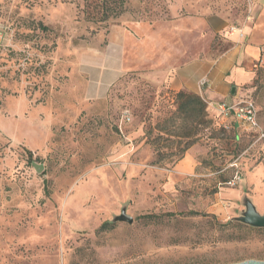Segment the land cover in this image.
Returning a JSON list of instances; mask_svg holds the SVG:
<instances>
[{
    "label": "rangeland",
    "instance_id": "374dc122",
    "mask_svg": "<svg viewBox=\"0 0 264 264\" xmlns=\"http://www.w3.org/2000/svg\"><path fill=\"white\" fill-rule=\"evenodd\" d=\"M100 1L0 0V264L264 260V228L233 219L245 196L264 212V50L235 98L254 128L218 115L201 64L239 44L253 0H111L104 21ZM187 67L199 92L173 82ZM180 90L210 122L178 158Z\"/></svg>",
    "mask_w": 264,
    "mask_h": 264
},
{
    "label": "crops",
    "instance_id": "0c3cea01",
    "mask_svg": "<svg viewBox=\"0 0 264 264\" xmlns=\"http://www.w3.org/2000/svg\"><path fill=\"white\" fill-rule=\"evenodd\" d=\"M252 9L253 21L243 24V33L241 37L239 36V44L234 43V46L221 54L217 59L201 63L205 65L203 75L208 80V86L204 89V94H206L207 98L217 103L235 102V98L239 92V84L250 81L252 77L247 66L255 58L259 57L261 51L264 50V0H253ZM211 25L218 30L224 29L227 24L221 19H213ZM236 36L237 33L231 35L230 38H238ZM193 64L195 65L196 63L193 62L189 65ZM185 66L188 65L186 64ZM189 69L190 67H187L183 71H180L173 82L174 84L175 82H180L187 89L199 92L197 87H193L188 83V75H184ZM189 164L190 155L187 154L178 162V170L181 172L189 169Z\"/></svg>",
    "mask_w": 264,
    "mask_h": 264
},
{
    "label": "trees",
    "instance_id": "16d2710c",
    "mask_svg": "<svg viewBox=\"0 0 264 264\" xmlns=\"http://www.w3.org/2000/svg\"><path fill=\"white\" fill-rule=\"evenodd\" d=\"M101 5V15L98 19L100 20H108L109 17L116 16L119 14L118 11H113V8L111 6V0H102L100 1ZM176 109L175 112L178 113V115L181 117V122L183 123H189L190 127L188 128V132L184 133V136L189 138V141L185 145V147L182 148L180 151L179 157L180 158L183 154V152L191 145L193 144L198 136L197 133L199 132L201 126H204L210 122V119L207 118L206 113V103L203 100V98L194 92H189L185 90H180L176 93ZM30 154V151H28ZM155 215L153 214H146L142 215V218H152ZM235 225L242 227L244 229H253L252 226H249L247 224H244L240 221L234 220ZM109 225L108 222H104L101 224L100 228H106Z\"/></svg>",
    "mask_w": 264,
    "mask_h": 264
},
{
    "label": "water",
    "instance_id": "95a60500",
    "mask_svg": "<svg viewBox=\"0 0 264 264\" xmlns=\"http://www.w3.org/2000/svg\"><path fill=\"white\" fill-rule=\"evenodd\" d=\"M32 165L37 171H40L43 168L41 164H37L35 162H33ZM246 198L247 196L243 197L242 200L244 209L238 216L233 217V219L252 227L264 228V212L260 213L259 211H257L253 202H251L249 199L244 200ZM115 220L131 223L133 218L126 214L125 211H122L121 214L115 218ZM222 264H264V260L250 258L237 262Z\"/></svg>",
    "mask_w": 264,
    "mask_h": 264
},
{
    "label": "built area",
    "instance_id": "2783aa9c",
    "mask_svg": "<svg viewBox=\"0 0 264 264\" xmlns=\"http://www.w3.org/2000/svg\"><path fill=\"white\" fill-rule=\"evenodd\" d=\"M5 29L0 27V41L3 39ZM206 79L201 80V84H205ZM218 115L227 117L232 115L238 122L248 124L254 128L257 126L256 108L251 99H243L238 102H218L215 105Z\"/></svg>",
    "mask_w": 264,
    "mask_h": 264
}]
</instances>
